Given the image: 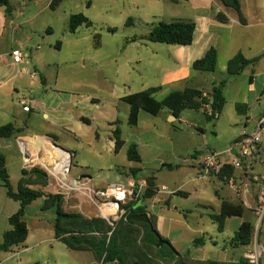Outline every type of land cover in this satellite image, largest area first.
I'll return each mask as SVG.
<instances>
[{"label":"crops","instance_id":"obj_1","mask_svg":"<svg viewBox=\"0 0 264 264\" xmlns=\"http://www.w3.org/2000/svg\"><path fill=\"white\" fill-rule=\"evenodd\" d=\"M9 1L13 8L10 17L6 15L5 8L0 7V127L13 124L19 133L11 139L0 138V140L14 139L22 148L24 160L28 158L30 162L25 165L18 152H12L13 144L11 143L0 142V155L5 157L13 189L11 165H21L22 175L23 170H25L28 177L32 172L35 173L37 170L34 168L38 167L39 171H42L46 176L43 180L46 182V186L38 184L32 189L45 194H54L53 190L58 188L68 193H75L76 197L84 199V201H80L77 207L86 218H103L101 213L94 217H87V213L85 214L84 202L90 203L91 207L94 206L97 211L101 212V202L104 201L103 199L91 200L89 189L104 190L117 184L104 187L95 186L93 176L89 171L90 168L80 161L77 162V169H79L77 171L80 176L78 179L71 180L70 175L74 167V160H80L81 155L88 156L96 162L98 168H114V158L119 153L115 150L114 132L119 129L124 141L121 150L126 148V157L129 163L136 164L135 170H133L136 172L140 170L139 165H141L143 158L142 150L146 144L142 141L124 139V132L120 128L124 125L134 127L138 134L151 132L153 137L158 139L169 131L168 128L158 127L157 122L159 120L172 127L182 120L181 118H172L168 110H163L157 116L141 110L137 125L132 126L129 124L131 106L123 101L125 97L155 88H160L155 98L159 93L166 92L162 100L171 93L183 92L187 88L201 90L205 95H209L213 85L228 78L227 64L239 53L244 55L247 60L253 61L241 74L243 75L249 69L250 82L257 87L256 90H251V96L248 100L253 104H259L261 95L264 94V0H239L241 12L245 19L244 24L240 22L238 13L234 9L224 6L220 0H136V6L139 9L142 8L149 18L158 23H195L196 30L193 43L188 46H173L143 41L142 39L141 41H133V44H136L135 48L139 42L142 45L138 57L128 59L126 66L130 67V73H136V78L130 82V80L118 77L117 72L118 83L124 87L123 90L117 89L114 81V84L112 82L113 85L109 86L108 77L100 76L103 86L95 90L93 94L84 91L83 93L69 91L63 86L60 76L53 75L54 68H60L61 63L58 61L59 58L50 54V51L52 52L54 49L47 39L54 37L55 26L62 25V23L64 26L67 24L66 17L62 18L61 15L57 14L63 0L59 7L54 10L51 9L53 0ZM82 12V8H79L72 15L83 14L84 12ZM219 15L228 21H220L217 18ZM128 24H133L132 18L128 20ZM154 26L152 25L151 29ZM56 47V50L62 51L63 46L58 44ZM211 48L217 50L218 62L221 59L226 60V78L224 80L215 77L216 71L207 73L193 70V64L202 59ZM17 50L24 54L23 60L19 63L15 62L12 57V52ZM165 56H167L166 59L163 58ZM94 64L98 68L102 66L101 62L96 59ZM33 74L34 77H32ZM237 77L230 79L227 85ZM132 83L133 86H131ZM137 84H139V89ZM127 87L129 88L128 91L126 90ZM23 98H28L31 101L29 112L25 111L20 104ZM241 105L247 106L248 110L240 114L236 107V111L246 120L242 118L233 120V117L230 120H233L234 123L244 122L245 129L243 131H248L251 128V132L256 128L264 110L259 115L249 116L250 104ZM204 110L205 108L199 112L204 113ZM147 115L154 117V120L149 119ZM204 115L206 116L205 113ZM220 117L221 114L218 119ZM67 137L77 141L78 145L75 147V151H71L73 149L66 148L61 144V140L63 138L65 140ZM238 138L224 151L228 150ZM133 145L137 147L139 152L141 159L139 162L131 161L128 157V151ZM2 150H11V152L5 154L2 153ZM203 151L204 149L201 148L198 156H201ZM63 153L70 161L67 164V166L69 165V175L66 179H63L61 174L65 165ZM263 156L264 136L259 153L255 160L248 165V171L235 170L233 175L238 186H247L246 193L238 194L230 185L221 180L232 190V194L222 195L217 191L218 206L205 209L204 214L212 222L209 231L196 227L199 222L190 223L186 215L181 213L178 208L174 209V213L169 203L158 198L160 192H157L154 198L140 202L139 206L146 208L149 218L153 215L149 213L147 203L151 202L154 209H159L160 214L155 222L158 233L163 236L161 237L164 240H168L166 234H171L173 230L184 229L188 236L185 239L181 232L171 241H167L180 254V258L166 260L161 264H251L245 255L253 252L256 246L264 247V220L260 223L259 218L252 210L257 202V190L251 186L252 177H264L252 173L255 165L262 160ZM110 159L111 163L109 164ZM197 167L198 178L194 179V182L203 180L200 179L199 162ZM169 168L171 169V166ZM21 178L22 176L19 177L18 184ZM149 178L154 177H141L138 181L134 178V180L128 181V185H147ZM74 182L79 183V186L74 187ZM154 183L156 186L155 178ZM212 183L215 184L216 180ZM146 188H143L142 193ZM176 195L187 196L186 193L182 192H177ZM43 200L37 201H40L43 206ZM223 202L241 206L243 214L226 218L224 228L219 230L214 217L221 214ZM20 207L19 202L8 197L7 190L2 186L0 179V245L3 243L4 234L12 230L10 217L17 213ZM34 216V221H36L33 224L34 231L29 227L26 218L29 230L26 242L11 252H0L1 264H10L14 260L18 261L15 262L16 264H39L40 257H45L46 254L50 260L48 252L57 245H62L68 251L67 253L76 252L92 255L96 261L95 264H101L91 251H74L67 248L65 244L55 238V231L53 238L45 237L43 232L46 225L53 224V228L55 225V216L52 210L43 211V208H40L39 213ZM200 219L202 220V217ZM245 223L250 224L254 229L253 241L250 245H237L233 240L240 227ZM197 240H201V244L195 245ZM183 244H188V246L183 247ZM58 250L63 251L60 246H58ZM53 256V261L56 263V256ZM260 264H264V258L261 259Z\"/></svg>","mask_w":264,"mask_h":264},{"label":"rangeland","instance_id":"obj_2","mask_svg":"<svg viewBox=\"0 0 264 264\" xmlns=\"http://www.w3.org/2000/svg\"><path fill=\"white\" fill-rule=\"evenodd\" d=\"M136 2V0H63L57 14L61 15L62 18L66 17L67 24L64 26L62 23V25L58 24L55 26L56 33L54 37H48L47 41L51 42L54 49V51H50V54L59 58L58 61L61 63L60 68H54L53 75L60 76V81L65 89L73 92L83 93L84 91L85 93L93 94L95 90L103 86L100 76H106L109 79V86H112L115 82L117 89L124 90V87L118 83V77L130 80V82L136 78V73H130V67L126 66L128 59H136L138 57L140 46L142 45L139 42V45L135 48L136 44H133V41H141V39L147 41L146 38L150 34L152 25L158 24L154 19L149 18L142 8L139 9L136 6ZM79 8H82L84 12L82 13L90 20L92 25L91 27L83 26L77 33L73 34L69 29L70 16ZM130 18H132L133 24H128ZM58 44L63 46L62 51L56 50ZM163 58L166 59L167 56ZM95 59L99 60L102 66L98 68L94 64ZM133 65L135 66L134 62ZM225 67L226 60H219L215 72L217 79L224 80L226 78ZM131 86H133V83ZM137 87L139 89V84H137ZM256 88L250 82V70L247 69L243 75L229 82L225 87L224 97L226 104L220 119L208 121L204 113L186 110L182 114L181 119L187 121L193 127L180 123L172 127L171 125H165L164 121L159 120L157 122L158 127L168 128L169 131L158 139H155L151 132L138 134L136 132L137 129L134 127L124 125L120 128L124 132V139L128 141H142L146 144L142 150L143 158L141 165H139L140 170L133 171L136 164L129 163L126 157V148H123L115 156L114 168L111 169L98 168L95 161L88 156L81 155L80 160H74L70 179H78L80 176L77 171L79 170L77 169L78 161L90 168L89 171L93 176V183L97 187L113 184L127 186L128 181L134 180V178L138 181L141 177H154L159 190H162L164 186L169 190V193H158L160 200L163 199L169 203L174 213V209L178 208L181 213L186 215L190 223L195 224L199 222V225L196 227L209 231L212 227V222L204 214L206 212L205 209L218 206L217 191H219V194L226 195L232 194V190L221 180H217L215 184L208 180H197L194 182L193 180L198 178L197 164L204 156L211 152L224 151L235 139L241 136L245 129L244 122H233V120H239L240 118L246 120L245 117L243 118V116L237 113L236 107L238 104H250L249 116L259 115L264 110V94L261 95L259 104H253L248 100L251 96V90H256ZM127 89L129 88L127 87ZM165 95L166 92H161L156 98L162 100ZM147 116L149 119L154 120V117L151 115ZM232 117L233 120H230ZM250 129L248 130L249 132ZM229 141L231 142L229 143ZM0 142L13 144L12 152H18L19 157L25 163L24 154L19 143L14 139L0 140ZM61 144L66 148L73 149L71 151H75L74 149L78 145L77 141L70 137H67L65 140L63 138ZM201 148L204 151L201 152V156H198ZM10 152L11 150H2V153L5 154ZM109 161L110 164L111 159ZM64 162L63 168L70 162L67 156H65ZM169 166H171V169ZM34 169L40 170L38 167ZM252 173L264 176V156L255 165ZM21 176V165H11V179L15 191H17L18 179ZM53 192L54 194L64 196V210L80 213L77 206L80 204V201H84L82 197L78 198L75 193H68L59 188L54 189ZM177 192L186 193L187 196L176 195ZM147 206L149 213L156 220L160 214L159 209H154L151 202L147 203ZM40 208H42V203L37 201V203L27 210L26 218L32 231H34L33 224L36 222L34 221V215L39 213ZM83 208H85L87 217H94L101 213L97 211L96 207H91L88 202H84ZM200 217H202V220ZM167 228L168 225L166 226V233ZM181 232L186 239L188 236L185 230L181 229L180 231L173 230L171 234H166L168 237L167 241H171ZM43 233H45L46 238H53V224L46 225ZM58 246L62 248V252L58 250ZM187 246L188 244H183V247ZM67 252L62 245H57V247L51 248V251L48 252L50 260H48V255L46 254L45 257H40L39 264L96 263L92 255ZM53 255L56 256V263L53 261ZM15 262L18 261L14 260L10 264H16Z\"/></svg>","mask_w":264,"mask_h":264},{"label":"trees","instance_id":"obj_3","mask_svg":"<svg viewBox=\"0 0 264 264\" xmlns=\"http://www.w3.org/2000/svg\"><path fill=\"white\" fill-rule=\"evenodd\" d=\"M220 1L224 6L234 9L239 15L240 22L242 24L245 23L239 0ZM61 2L62 0H53L51 9L54 10L59 7ZM0 7H4L6 15L11 16L13 8L9 0H0ZM217 18L222 22L228 21L220 15ZM91 25L92 23L84 14H76L70 18L69 29L71 33H76L80 27H91ZM195 30L196 25L191 22H161L151 29L146 39L152 43L188 46L193 43ZM252 62V60H247L240 53L229 60L227 64L228 78L212 86L210 94L207 95L210 97L209 99L204 97L203 91L192 88H187L183 92L171 93L162 101H158L155 98L160 88L125 97L123 101L131 106L129 124L132 126L137 125L138 115L141 110L153 116L159 115L163 110H168L173 117L180 119L184 111H200L208 104L218 116L209 117L206 115L207 120L216 121L226 104L224 89L228 81L241 75ZM217 65L218 52L215 48H211L202 59L193 64V70L214 73ZM247 110V106H237V111L240 114L245 113ZM17 133L19 131L13 124L0 127V138L11 139ZM114 139L115 150L118 152L124 146L119 129L114 132ZM128 157L131 161H141L137 147L134 145L130 147ZM234 172V168L228 166L223 170L222 174L232 177ZM0 179L2 186L7 190L8 197L19 202L21 205L19 211L10 217L9 221L12 230L4 234L3 243L0 245V252H11L14 248L20 247L26 242L29 235L26 224V210L33 202L44 199L43 211L52 210L55 216V238L65 244L70 250L91 251L99 263L161 264V262H165L166 260L180 258V254L170 244L157 248L158 238L151 231L148 224L132 220L133 216L147 214L146 208L139 206V204L144 200L152 199L156 196L158 189L155 186L154 178L147 180V188L143 194L138 198H130L122 206L126 214L116 223L115 228H112L103 218L89 219L79 212H67L64 210L65 199L61 194H45L32 189L33 186L38 184L46 186V182L38 180L34 172L28 177L27 172L23 170L22 178L19 181L17 191H15L10 181L5 157L2 155H0ZM242 214L243 208L241 206H234L228 202H223L221 214L214 217V220L218 223L219 230H222L226 218ZM150 219L154 230L158 232L155 219L153 217ZM253 234V227L245 223L240 227L233 242L237 245H250L253 241ZM199 244H201V240L195 242V245Z\"/></svg>","mask_w":264,"mask_h":264},{"label":"built area","instance_id":"obj_4","mask_svg":"<svg viewBox=\"0 0 264 264\" xmlns=\"http://www.w3.org/2000/svg\"><path fill=\"white\" fill-rule=\"evenodd\" d=\"M12 57L15 62L19 63L23 60L24 54L17 50L12 52ZM34 76L35 75L33 74L32 77ZM204 97L209 99L207 95H204ZM30 103L31 101L28 98H23L20 102L23 109L27 112L31 110ZM204 108V113L207 116H218L209 104L205 105ZM180 123L185 124L188 127H193L185 120H181ZM263 136L264 114L260 116L256 128L251 132L243 131L238 140H236L228 150L223 152H211L199 161L200 179L208 180L210 182H213L214 180H222L230 185V187H232L238 194L241 192L246 193V185L238 186L234 176L227 177L226 175H223L222 172L228 166H231L234 170H241L242 172L248 171V165L255 160L256 155L259 153ZM233 152H235V154H233ZM61 174L63 179L68 177L69 165L62 168ZM78 186L79 183L74 182V187ZM251 186H254L257 190V202L256 205L252 207V210L261 223L264 220V177H252ZM146 187V184H129L128 186L113 185L104 190L97 191L91 188L89 189L90 199L93 201L104 200L101 202V215L112 228H115L117 221L126 214L122 206L127 203L128 199L133 197L138 198L142 194L143 188ZM158 192L169 193L168 188L166 187H163L162 190H158ZM109 235H111V233H109ZM245 257L251 264H260L261 259L264 258V247L256 246L255 250L247 253Z\"/></svg>","mask_w":264,"mask_h":264},{"label":"water","instance_id":"obj_5","mask_svg":"<svg viewBox=\"0 0 264 264\" xmlns=\"http://www.w3.org/2000/svg\"><path fill=\"white\" fill-rule=\"evenodd\" d=\"M172 118L175 119V117H173V116H172ZM54 146L57 147L58 149H60L61 151L66 152L65 150H63L59 146H57V145H54ZM233 154H235V152H233ZM29 162H30L29 159L26 158L25 159V164L27 165V164H29ZM34 175L40 181L45 180V177H46L45 174L42 171H39V170L35 171ZM132 220L135 221V222L145 223V224H148L150 226L151 231L158 238V245H157V247H162V246H168L169 245V242H167L166 240H164L161 237V235L154 230V226L152 224V221L150 220V218H149V216L147 214H141V215L133 216L132 217Z\"/></svg>","mask_w":264,"mask_h":264},{"label":"bare ground","instance_id":"obj_6","mask_svg":"<svg viewBox=\"0 0 264 264\" xmlns=\"http://www.w3.org/2000/svg\"><path fill=\"white\" fill-rule=\"evenodd\" d=\"M64 154V156H65V153H63Z\"/></svg>","mask_w":264,"mask_h":264}]
</instances>
